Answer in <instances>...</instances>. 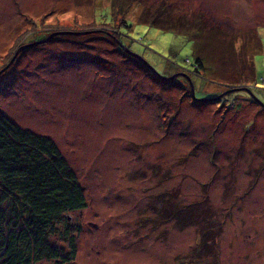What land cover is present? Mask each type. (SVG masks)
Wrapping results in <instances>:
<instances>
[{
	"label": "rangeland",
	"instance_id": "1",
	"mask_svg": "<svg viewBox=\"0 0 264 264\" xmlns=\"http://www.w3.org/2000/svg\"><path fill=\"white\" fill-rule=\"evenodd\" d=\"M109 6H131L119 38L147 65L96 27ZM146 9L167 17L146 20ZM198 14L226 56L206 55L200 74L196 36L180 24ZM26 43L34 44L14 58ZM252 47L253 96L262 105L227 89L248 69L234 53ZM8 64L0 106L55 140L87 196L71 213L76 254L56 235L59 259L36 264H264V0H0V70ZM183 72L200 100L229 92L195 105ZM172 74L182 87L159 83ZM213 130L211 150L204 140ZM192 211L225 218L209 249L198 242L199 229L210 230L186 225ZM18 214L19 231L28 224Z\"/></svg>",
	"mask_w": 264,
	"mask_h": 264
},
{
	"label": "trees",
	"instance_id": "2",
	"mask_svg": "<svg viewBox=\"0 0 264 264\" xmlns=\"http://www.w3.org/2000/svg\"><path fill=\"white\" fill-rule=\"evenodd\" d=\"M130 9L131 6L104 7L99 10L103 12L99 14L98 22H96L101 24L96 27L108 30L105 31L106 36L109 39L114 38L117 40L121 48L123 43L119 38L121 34L117 28L122 25L129 27L125 15ZM162 11L164 10L162 9ZM119 15H121V20L118 23ZM145 15L146 20L150 16H152L151 18L158 17L160 21L165 20L167 17L166 15L162 16L161 12L149 14L147 9ZM95 17L96 15L93 17L94 20ZM43 19L44 17L39 20L40 22H35L38 27L43 24L47 25V20ZM180 24L185 28L192 29L193 34L196 36L192 43L195 54L193 67L196 73L200 74L201 69L204 70L209 66L206 63L209 62V60H206V55L209 56L211 52L216 53L215 51L218 49L215 56L222 59L226 58L216 42L220 39L215 35V40H213L212 35L215 29L205 24L200 14L197 15L196 20L188 22L187 25L181 20ZM256 47H252L251 53H234L235 59L245 60L248 69L237 73L239 79L235 81L230 79L231 81L228 82L230 85L227 86V89L240 87L236 91L247 92L251 96L249 98L254 97L245 87L250 88L253 92V83L257 74L252 56L253 48ZM236 51L239 50L236 49ZM137 59L140 60L138 57ZM188 70L187 72H189ZM217 74L225 76V72L222 75ZM178 77H174V74L170 77L160 76L158 81L170 88L182 87L184 83L185 87L187 84L191 88L192 77L190 75L187 73L181 75L183 80L185 79L184 83ZM240 78L241 81L239 82ZM238 83L240 84L237 85ZM225 94H221L220 98L200 100L194 97L192 91L190 92V96L193 98L192 103L195 105L202 102L215 103L219 100L223 101ZM216 133L213 130L208 135V137H212V140H204V144H207L211 150L217 146L215 142ZM217 153V150L211 152V162L217 163L215 160ZM86 197L85 188L75 168L64 157L55 140L48 135L22 126L0 106V225L3 226L5 222L9 225L12 224V228L7 232L3 229L0 230V264H36L45 259L47 261L59 259L60 250L52 241V238L56 235L70 242L71 255H75L76 236L71 213L87 206ZM22 211L26 212L25 219L28 225L18 231L16 224H14V216L19 213V217ZM195 213L197 215H194ZM186 217V225L197 224L210 230V232H206L199 229L200 238L198 237V243L202 249V244H208L207 249H209L210 245L207 241L209 238L212 239L211 245L212 242L217 243L226 223L223 216L212 219L207 212L192 211ZM60 223L64 226L63 228L59 227ZM202 249L199 248L198 252ZM214 250H216V247ZM202 254H206V252H200V255Z\"/></svg>",
	"mask_w": 264,
	"mask_h": 264
},
{
	"label": "water",
	"instance_id": "3",
	"mask_svg": "<svg viewBox=\"0 0 264 264\" xmlns=\"http://www.w3.org/2000/svg\"><path fill=\"white\" fill-rule=\"evenodd\" d=\"M33 44H34V43H26V44L22 45V46L17 50V52L15 53L14 58L16 57V55L19 53V51H20L21 49H25V47H29V46H31V45H33ZM123 47H124V46H123ZM124 49L127 50L128 53L135 55V56L138 57L140 60H142L145 64H147L146 61H145L142 57H140V56L134 54L133 52H131V51H130L128 48H126V47H124ZM11 61H12V60H11ZM10 63H11V62H10ZM8 66H9V64H8L7 66H5L3 69H1V70H0V73H1L2 71H4ZM183 74H185V73H183ZM245 88L250 92V94L254 95L250 88H247V87H245ZM237 89H238V88H237ZM239 89H240V88H239ZM191 90H192V93H193L194 97H195L196 99H198V98L195 96V93H194V85H193V83H192V85H191ZM232 90H234V89L232 88ZM227 92H229V91H227ZM253 97H254V96H253ZM199 99H200V98H199ZM254 99L257 100L261 105L263 104L262 102H260V101H259L258 99H256L255 97H254Z\"/></svg>",
	"mask_w": 264,
	"mask_h": 264
},
{
	"label": "flooded vegetation",
	"instance_id": "4",
	"mask_svg": "<svg viewBox=\"0 0 264 264\" xmlns=\"http://www.w3.org/2000/svg\"><path fill=\"white\" fill-rule=\"evenodd\" d=\"M21 46H22V45H21ZM19 47H20V46H19ZM17 50H18V49H17ZM17 50H16V52H17ZM16 52H15V53H16ZM14 55H15V54H14ZM14 55H13V56H14Z\"/></svg>",
	"mask_w": 264,
	"mask_h": 264
}]
</instances>
